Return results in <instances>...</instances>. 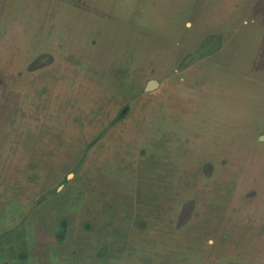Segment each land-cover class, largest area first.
<instances>
[{"label": "rangeland", "instance_id": "374dc122", "mask_svg": "<svg viewBox=\"0 0 264 264\" xmlns=\"http://www.w3.org/2000/svg\"><path fill=\"white\" fill-rule=\"evenodd\" d=\"M56 1L0 34V264H264V0Z\"/></svg>", "mask_w": 264, "mask_h": 264}, {"label": "crops", "instance_id": "0c3cea01", "mask_svg": "<svg viewBox=\"0 0 264 264\" xmlns=\"http://www.w3.org/2000/svg\"><path fill=\"white\" fill-rule=\"evenodd\" d=\"M22 2L24 3V7H26L29 3L32 5L31 10H29L28 13V18L36 14L38 18L37 21L29 19L28 20L30 25L29 28L26 26V24L25 26H23V23L21 22H23L24 20L20 21L18 17L19 13H17L18 10L16 8H11L12 9L11 13L5 15L4 19L0 23V34H3L5 28L7 27V29L5 30L7 33L6 37L10 42V44L12 45L13 43V44H18L20 46V49L19 47H13V46H12L13 48L9 49L7 46H5V50L7 52H11L12 54L17 53L21 55V59L23 58V60L21 61L20 65L24 64V62L29 59V55H30L29 49L31 48V44H30L31 42H36L34 49L35 52H37V55H41L45 53L47 47L46 37L49 29L56 30L55 26L61 28L66 22H69V20H65V23L63 25L59 26L57 24V20L61 19L63 16H67L66 18H68V15L66 13L67 10H60V12H57L58 13L57 16H54L53 14H49V12L54 11L55 8L58 9V7H56L57 4H55V2H57L56 0H22ZM42 9L46 10L45 12L49 14V19H42L39 16L40 11H42ZM54 17H57L56 20H54ZM22 18H24V16H22ZM17 25L18 26L20 25L19 28ZM46 25H50L51 27L49 26L46 27ZM32 28L34 29L32 30ZM61 31L59 32L61 33ZM34 32H36L35 35H32V33ZM3 37L4 36H0V40ZM24 40H28L26 47H24ZM54 41L57 42V45H53V46L49 45V48L59 50L58 46H60L59 45L60 40L56 39ZM23 52L26 55L25 57H23L22 55Z\"/></svg>", "mask_w": 264, "mask_h": 264}, {"label": "flooded vegetation", "instance_id": "af4514ba", "mask_svg": "<svg viewBox=\"0 0 264 264\" xmlns=\"http://www.w3.org/2000/svg\"><path fill=\"white\" fill-rule=\"evenodd\" d=\"M108 5H109V3H107ZM180 17L181 18H183V21H181L179 24H181L182 25V22H185V19H187V18H185L184 19V17L182 16V15H180ZM153 25H163V24H160L159 22H154V23H152ZM164 27H165V25H164ZM186 27H188V25L186 26ZM166 28V27H165ZM182 26H179L178 28H169V31H171V33L170 34H167V35H169V36H172L173 35V37L176 35L175 34V31H176V33L177 32H179V33H181V35L183 34V35H185V36H188L187 35V33H185V31H183L182 29ZM173 32V33H172ZM165 33V32H164ZM178 34V33H177ZM176 39H178V38H176ZM208 44H211V43H208ZM208 44H206L207 46H208ZM205 45V46H206ZM211 47V46H210ZM205 48V47H204ZM203 48V49H204ZM205 50V49H204ZM203 52V51H202ZM204 54H205V52H204ZM197 55H199V53L197 54V53H193V54H191V55H187L186 57H184V59L186 60H188V61H190L191 59H195L196 57L197 58H199ZM204 56H207L206 54L204 55ZM185 63V62H184ZM48 65H50L49 63H47L44 67H46V66H48ZM44 67H42V68H44ZM38 69H41V68H38ZM157 82H151L150 83V85L147 87L148 89L151 87V88H153L154 86H157L158 85V83L156 84ZM125 113V110H123V113L122 114H124ZM256 146V145H255ZM73 172L75 173V170H73ZM74 173H70V174H68L66 177H64L63 179H62V181L59 183V185L58 186H56L55 188H53V189H49V190H47V192L45 193V195H42L40 198H39V202L37 201V205H39V203H42L43 202V204H44V201H47L48 199H55V198H57V197H60V195H62L64 192H62V193H57V192H60L61 191V189H62V187H64L65 185H67L68 183H69V181H70V179H71V176L74 174ZM62 174V173H61ZM61 174H59L58 176H61ZM255 210V209H254ZM258 218V217H257ZM23 221H26V220H23ZM22 221V222H23ZM21 223V222H20ZM19 223V224H20ZM18 224V225H19ZM62 225H63V228H61L60 229V231H62V233H64L65 232V226H66V224L65 223H62ZM19 231H15V234H14V236L15 237H17V238H19V239H22V241H21V243L24 245V238L25 237H21L22 236V234H23V232H22V229H21V227H19V228H17ZM5 234V233H4ZM62 235L63 234H61V237H57V240L58 241H61V239L62 240H64V237H62ZM3 237H6L5 235H3V236H0V240H1V238H3ZM16 240V239H15ZM14 241V240H13ZM17 241V240H16ZM40 244H42V243H40ZM12 249H16V247H14L13 245L12 246H10ZM20 248H22V249H24L25 250V248L24 247H20ZM21 249V250H22ZM26 251V250H25ZM23 255V254H22ZM27 259V251H26V253H24V255H23V257L22 258H19V259H14V262L16 263V264H22L21 262H25V260ZM2 264H13V261L12 260H10V259H7V260H5V261H3V263Z\"/></svg>", "mask_w": 264, "mask_h": 264}, {"label": "trees", "instance_id": "16d2710c", "mask_svg": "<svg viewBox=\"0 0 264 264\" xmlns=\"http://www.w3.org/2000/svg\"><path fill=\"white\" fill-rule=\"evenodd\" d=\"M215 50V47L212 49L211 47H210V49L209 50H206L205 51V54L206 55H209V54H211L213 51ZM202 55H204V54H199V55H197V56H202ZM42 58H48L47 56H44V57H42ZM41 58V59H42ZM47 64V63H46ZM46 64H41L40 62L35 66V64H33L34 65V68H36V69H38V68H42V67H44ZM39 65V66H38ZM61 234H63L62 233V231L60 232V235Z\"/></svg>", "mask_w": 264, "mask_h": 264}, {"label": "water", "instance_id": "95a60500", "mask_svg": "<svg viewBox=\"0 0 264 264\" xmlns=\"http://www.w3.org/2000/svg\"><path fill=\"white\" fill-rule=\"evenodd\" d=\"M157 84V83H156ZM149 89H152L151 87Z\"/></svg>", "mask_w": 264, "mask_h": 264}]
</instances>
